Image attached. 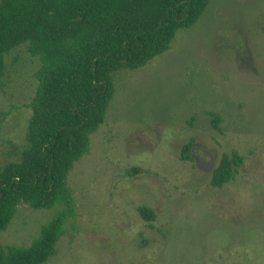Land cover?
Wrapping results in <instances>:
<instances>
[{
  "label": "rangeland",
  "instance_id": "obj_1",
  "mask_svg": "<svg viewBox=\"0 0 264 264\" xmlns=\"http://www.w3.org/2000/svg\"><path fill=\"white\" fill-rule=\"evenodd\" d=\"M5 62L0 171L27 146L41 66L27 46ZM209 112L221 115V131ZM190 140L193 161L185 162ZM232 151L244 165L215 189L212 172ZM133 167L141 173L128 177ZM68 185L75 228L66 225L47 264H264V0H210L170 50L119 71L105 123ZM59 210L20 204L0 243L29 247Z\"/></svg>",
  "mask_w": 264,
  "mask_h": 264
},
{
  "label": "trees",
  "instance_id": "obj_2",
  "mask_svg": "<svg viewBox=\"0 0 264 264\" xmlns=\"http://www.w3.org/2000/svg\"><path fill=\"white\" fill-rule=\"evenodd\" d=\"M210 0H1L0 82L6 56L27 46L41 66L37 91L28 105L27 146L20 160L0 171V234L20 204L34 210H60L29 247L3 246L0 264H47L77 214L68 176L90 151V137L105 123L121 70H138L170 50L178 31L192 28ZM221 131L222 117L209 112ZM9 113L0 112V131ZM193 140L181 150L192 162ZM237 151L222 154L211 186L223 189L244 165ZM139 167L126 171L128 177ZM147 222L155 218L139 207Z\"/></svg>",
  "mask_w": 264,
  "mask_h": 264
}]
</instances>
